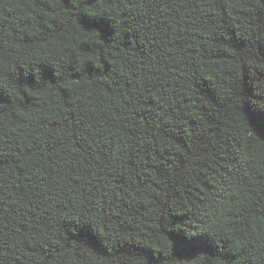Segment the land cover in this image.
<instances>
[{
	"label": "trees",
	"instance_id": "1",
	"mask_svg": "<svg viewBox=\"0 0 264 264\" xmlns=\"http://www.w3.org/2000/svg\"><path fill=\"white\" fill-rule=\"evenodd\" d=\"M0 264H264V0H0Z\"/></svg>",
	"mask_w": 264,
	"mask_h": 264
}]
</instances>
